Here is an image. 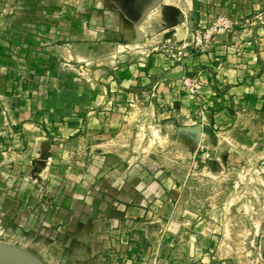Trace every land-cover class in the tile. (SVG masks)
<instances>
[{"label": "crops", "instance_id": "crops-1", "mask_svg": "<svg viewBox=\"0 0 264 264\" xmlns=\"http://www.w3.org/2000/svg\"><path fill=\"white\" fill-rule=\"evenodd\" d=\"M166 4L195 13L199 21L225 11L264 12V0H158L139 29ZM120 11L106 0H0V229L14 238L0 245L17 249L0 255V264H46L34 252L44 245H61L63 264H105L100 256L118 251L125 222L140 221L142 242L148 237L150 196L135 200L131 166L120 163L124 152L113 137L129 110L159 111L149 99L154 77L176 78L209 58L199 54L185 62L198 64L195 68L164 67L157 55L135 62L123 49H132L127 45L134 35L116 38ZM172 26L160 25L165 31ZM144 40L139 47L154 42ZM157 114L160 124L179 129V116L164 115L163 121ZM56 162L69 178L58 189L52 175ZM106 172L115 173L109 184L99 179ZM104 185L109 194L102 193ZM103 200L120 207L112 208L114 214L96 210ZM105 214L109 221H122L120 227L103 229ZM133 245L123 249L128 258H138L132 264H210L195 249L166 242Z\"/></svg>", "mask_w": 264, "mask_h": 264}, {"label": "rangeland", "instance_id": "rangeland-1", "mask_svg": "<svg viewBox=\"0 0 264 264\" xmlns=\"http://www.w3.org/2000/svg\"><path fill=\"white\" fill-rule=\"evenodd\" d=\"M157 1L106 0L121 10L116 38L127 41L134 35L127 45L132 49H123L135 62L157 55L170 68L194 62L199 54L209 59L196 70L189 67L198 64L186 65L189 70L176 78L154 77L149 99L159 111L129 110L113 137L124 152L120 163L131 166L135 200L150 196L146 208L151 219L143 242L140 221L123 223L127 239H119L118 251L103 252L101 260L132 264L138 258H128L125 247L166 242L195 249L210 264H264V12L243 16L225 11L199 21L195 13L166 4L141 31L140 23ZM161 24L173 26L165 31ZM144 39L154 42L139 47ZM157 113L163 121L164 115H169L166 120L179 116L181 131L173 123L160 124ZM56 163L52 175L58 189L69 178ZM114 175L106 172L99 179L109 184ZM109 189L104 185L101 190L109 194ZM117 207L109 200L95 205L113 214ZM107 215H102V228L120 227L122 221H109ZM5 238L14 241L0 229V242ZM34 252L46 264H63L61 245ZM79 253L84 254L74 255Z\"/></svg>", "mask_w": 264, "mask_h": 264}, {"label": "water", "instance_id": "water-1", "mask_svg": "<svg viewBox=\"0 0 264 264\" xmlns=\"http://www.w3.org/2000/svg\"><path fill=\"white\" fill-rule=\"evenodd\" d=\"M17 250L15 247H7L5 245H0V255L4 256L7 253H11L13 251Z\"/></svg>", "mask_w": 264, "mask_h": 264}, {"label": "built area", "instance_id": "built-area-1", "mask_svg": "<svg viewBox=\"0 0 264 264\" xmlns=\"http://www.w3.org/2000/svg\"><path fill=\"white\" fill-rule=\"evenodd\" d=\"M200 42H201L200 38L196 39V44H199Z\"/></svg>", "mask_w": 264, "mask_h": 264}]
</instances>
